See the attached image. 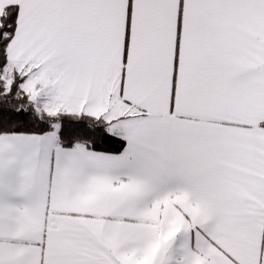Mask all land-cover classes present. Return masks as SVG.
<instances>
[{"label": "snow or ice", "instance_id": "1", "mask_svg": "<svg viewBox=\"0 0 264 264\" xmlns=\"http://www.w3.org/2000/svg\"><path fill=\"white\" fill-rule=\"evenodd\" d=\"M0 264H264V0H0Z\"/></svg>", "mask_w": 264, "mask_h": 264}]
</instances>
